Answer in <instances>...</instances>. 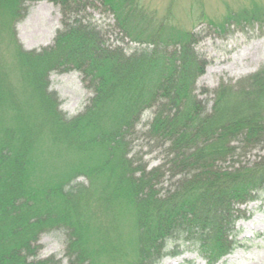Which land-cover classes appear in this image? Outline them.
<instances>
[{
    "label": "trees",
    "instance_id": "1",
    "mask_svg": "<svg viewBox=\"0 0 264 264\" xmlns=\"http://www.w3.org/2000/svg\"><path fill=\"white\" fill-rule=\"evenodd\" d=\"M34 1L0 0V264H62L36 258L53 229L65 233L68 264H157L185 248L219 263L240 243L243 205L264 194V152L248 158L264 150V64L221 83L207 111L194 93L206 61L193 30L148 18L142 0H99L122 33L109 42L94 0H51L62 14L52 45L26 48L17 24ZM224 19L221 29L264 21V2ZM69 70L92 90L76 114L51 87L53 71ZM144 138L167 163L149 166Z\"/></svg>",
    "mask_w": 264,
    "mask_h": 264
},
{
    "label": "rangeland",
    "instance_id": "2",
    "mask_svg": "<svg viewBox=\"0 0 264 264\" xmlns=\"http://www.w3.org/2000/svg\"><path fill=\"white\" fill-rule=\"evenodd\" d=\"M255 1L264 2V0H142L148 18L154 20L165 18L178 27L191 29L196 33L198 41L195 48L198 55L205 59L206 65L204 72L196 81L194 93L202 100L207 111L212 109L215 90L221 83H235L264 64V21L250 23L243 21L238 24L230 20L225 24V29L216 25L225 20L227 12L251 6ZM93 3L94 5L91 4L88 8L92 19L103 25V32L109 42H117L122 33L115 25L114 15L105 10L99 0H94ZM61 16L60 5L54 1L31 2L27 16L17 24L19 39L26 48L41 49L52 45L62 25ZM50 79L51 87L60 95L64 110L69 114H76L84 109L92 90L87 86L81 72L53 71ZM151 114L150 109L144 112L140 126L149 123ZM137 143L140 155L149 162V166L168 162L169 156L166 157L148 138L140 139ZM263 152L262 148H253L249 151L248 158H254ZM165 166L167 167L163 169L164 178L170 181L168 178L170 170L172 174L176 170H168L169 166ZM243 209H246V217L240 218L237 225L240 229V243L217 264H264V194L259 200L243 205ZM123 221L126 246L133 251L135 230L132 218L128 214ZM65 240V233L61 229L42 233L39 239L41 247L36 258L56 255L63 259L62 264H68L64 258ZM130 256L128 254V257ZM105 259L109 260L108 254L101 252L98 261L105 262ZM157 264L207 263L196 251L185 248L179 254L166 255Z\"/></svg>",
    "mask_w": 264,
    "mask_h": 264
}]
</instances>
